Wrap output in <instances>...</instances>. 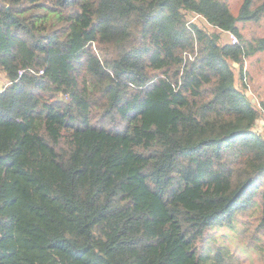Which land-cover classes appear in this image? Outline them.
<instances>
[{"label":"trees","instance_id":"16d2710c","mask_svg":"<svg viewBox=\"0 0 264 264\" xmlns=\"http://www.w3.org/2000/svg\"><path fill=\"white\" fill-rule=\"evenodd\" d=\"M252 7L0 0V264H223L256 205L264 236Z\"/></svg>","mask_w":264,"mask_h":264},{"label":"rangeland","instance_id":"374dc122","mask_svg":"<svg viewBox=\"0 0 264 264\" xmlns=\"http://www.w3.org/2000/svg\"><path fill=\"white\" fill-rule=\"evenodd\" d=\"M230 10L237 15L243 0H226ZM264 7V0H253V7ZM189 22L195 23L200 28L213 31L200 16L192 14ZM241 34L245 39L256 40L264 38V10L258 22L240 24ZM222 42H229L228 36L222 33ZM245 71L247 72V94L252 98L256 107L259 103H264V52H258L245 60ZM249 80V81H248ZM7 86V81L0 73V91ZM259 132L264 135V113L263 118L258 123ZM259 207L246 213L247 218L240 215L233 227L221 230L216 235V240L211 242V246H223L225 262L223 264H264V236L253 234L256 226V218ZM212 256V255H211Z\"/></svg>","mask_w":264,"mask_h":264},{"label":"built area","instance_id":"2783aa9c","mask_svg":"<svg viewBox=\"0 0 264 264\" xmlns=\"http://www.w3.org/2000/svg\"><path fill=\"white\" fill-rule=\"evenodd\" d=\"M225 34L228 36V40L232 45L238 44V38L230 33V32H225ZM23 72H20L19 74L21 75Z\"/></svg>","mask_w":264,"mask_h":264}]
</instances>
